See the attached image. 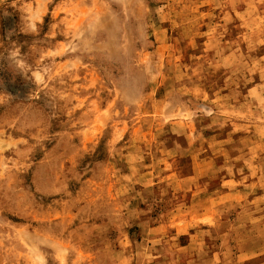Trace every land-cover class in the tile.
Returning a JSON list of instances; mask_svg holds the SVG:
<instances>
[{
  "label": "rangeland",
  "instance_id": "374dc122",
  "mask_svg": "<svg viewBox=\"0 0 264 264\" xmlns=\"http://www.w3.org/2000/svg\"><path fill=\"white\" fill-rule=\"evenodd\" d=\"M0 264H264V0H0Z\"/></svg>",
  "mask_w": 264,
  "mask_h": 264
}]
</instances>
